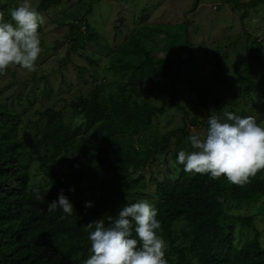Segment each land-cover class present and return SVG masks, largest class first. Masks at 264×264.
Returning <instances> with one entry per match:
<instances>
[{
    "label": "trees",
    "instance_id": "16d2710c",
    "mask_svg": "<svg viewBox=\"0 0 264 264\" xmlns=\"http://www.w3.org/2000/svg\"><path fill=\"white\" fill-rule=\"evenodd\" d=\"M228 1L245 6L237 0ZM60 2L41 0L39 8L46 11ZM71 25L81 34L80 38H73L81 48L87 39L97 40L89 24H84L85 34L81 23ZM135 34L122 46L120 54L106 52L112 59L110 68H129V52L144 57L141 68L152 63L163 66L142 45L147 39L141 38L142 32ZM261 41L256 36L246 45V53L255 54L254 59L264 43ZM190 53L178 61V66L192 59ZM262 60L264 56H258L253 66L243 65L245 80H253L256 69L264 66ZM136 70L130 78L135 81L133 84H118L114 91L105 90L103 84L96 85L89 95L81 94L69 103L73 112L81 116L77 124H66L63 109L44 110L40 120L45 117L46 123L29 143L20 138L22 113L12 109L9 102L0 103V264H82L90 255L88 223L107 220L125 204L135 203L128 200V193L145 181V168L161 149H169L172 139L177 140L174 157L186 150L178 138L181 134L188 141L192 135L186 124L165 135L163 144L144 140L153 118L167 108L176 106L188 117L189 112L177 103L175 83L181 76L180 68L172 79L170 98L160 106L150 104L144 97ZM158 75L156 71L152 78ZM246 85L242 95H248L243 96L245 103L254 108V94L247 90L254 89V83ZM218 98L213 100L220 108L218 115H222L224 105ZM207 120L192 118L190 123L207 129ZM129 133H141L140 147L133 146L130 140L123 145L121 139ZM57 157L67 166L63 172L56 165ZM34 162L46 170L50 185L30 186ZM173 171L174 167H168L170 174L153 178L156 187L150 195L156 200L161 234L169 240L168 264H264V236L258 226L259 220L264 219V170L244 186L233 185L226 177L213 180L208 174L186 173L183 166L175 175ZM62 190L74 205L71 216H64L62 209L48 211V203L57 200ZM86 202L92 206L86 207ZM181 221L184 226L175 230L174 225ZM179 231L183 239L177 243ZM73 256L78 258L73 260Z\"/></svg>",
    "mask_w": 264,
    "mask_h": 264
},
{
    "label": "rangeland",
    "instance_id": "374dc122",
    "mask_svg": "<svg viewBox=\"0 0 264 264\" xmlns=\"http://www.w3.org/2000/svg\"><path fill=\"white\" fill-rule=\"evenodd\" d=\"M237 1L245 6L238 7L228 0H62L45 11L39 8L41 0H31L45 16V24L39 29L42 52L36 62L37 70L29 73L16 67L0 75V103L9 102L12 109L22 113L20 138L29 143L46 123L45 117L40 120L44 110L63 109L66 124H77L81 116L73 112L69 103L81 94L89 95L96 85L103 84L105 90L114 91L118 84H133L135 81L130 78L135 68L142 94L150 104L160 106L171 96V82L179 67L181 76L175 83L179 93L177 103L189 115L185 116L183 110L173 106L155 116L153 124L145 131L144 140L148 143L157 140L163 144L165 135L185 124L192 134L206 133L205 127L193 126L190 120H207L210 114H218L220 108L214 97H219L224 111L250 114L264 125V66L256 69L253 80H245L243 66H253L258 56H264V43L255 59V54L246 53V45L254 37L259 36L264 42V0ZM21 2L0 0V16L10 21V10ZM71 23L77 26L81 23L83 34L87 31L84 24H89L97 40L87 39L85 47L81 48L73 40L81 34ZM139 32H142L141 38H147H142L144 48L152 51L163 66L152 63L141 68L144 57L129 52L126 58L129 68L111 69L112 59L106 52L120 54L122 46ZM191 51L192 59L178 66V61L189 57ZM262 62L264 64V60ZM156 71L158 77L152 78ZM250 83L255 86L247 88L254 94V108L253 104L245 103L243 96L248 98V95H242V88ZM129 134L121 139L123 145L130 140L133 146L140 147L141 133ZM178 138L189 150L188 141L181 134ZM176 145L177 140L172 139L169 149H161L151 159L144 170L145 181L128 193V200H147L156 207V200L150 198L156 187L153 178L170 174L168 167H172L170 162L176 161ZM56 165L61 172L67 169L62 158H56ZM181 167L177 165L172 175ZM30 173V186L43 187L48 183L47 172L38 162L31 165ZM183 226L181 221L174 228L180 230ZM258 226L264 236V219L259 220ZM178 236L177 243L183 239L180 231ZM164 240L168 248L169 240Z\"/></svg>",
    "mask_w": 264,
    "mask_h": 264
},
{
    "label": "clouds",
    "instance_id": "9594fccd",
    "mask_svg": "<svg viewBox=\"0 0 264 264\" xmlns=\"http://www.w3.org/2000/svg\"><path fill=\"white\" fill-rule=\"evenodd\" d=\"M44 24L45 16L31 0H22L12 8L10 21L0 16V75L16 67L29 73L37 70L42 52L39 29ZM207 125L206 133L188 137L190 150H180L176 161L170 162L172 167L182 165L186 173L208 174L213 180L226 177L236 186H244L264 170V125L255 117L224 111L222 115L210 114ZM57 209H62L64 216L73 214L74 205L63 190L57 200L48 203L49 212ZM157 216L158 210L141 200L125 204L107 220L88 223L90 255L82 264H168L167 244Z\"/></svg>",
    "mask_w": 264,
    "mask_h": 264
}]
</instances>
